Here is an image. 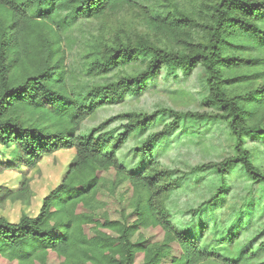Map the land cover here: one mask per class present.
Segmentation results:
<instances>
[{
	"label": "trees",
	"instance_id": "trees-1",
	"mask_svg": "<svg viewBox=\"0 0 264 264\" xmlns=\"http://www.w3.org/2000/svg\"><path fill=\"white\" fill-rule=\"evenodd\" d=\"M169 1L172 10L158 7V0H0V149L14 153L0 162V170L33 168L43 156L74 151L36 216L22 215L14 223L0 218V264H248V256L233 261L212 253L194 234L171 224L164 200L174 187L175 171L161 169L154 157L162 132L134 150L142 162L137 169L117 161L130 133L144 130L160 114L173 118L166 131L184 117L203 115L167 108L130 112L87 135L77 133L104 105L120 102L124 94L141 95L163 65L183 68L186 75L201 65L208 76L206 104L217 110L214 118L228 121L235 155L195 169H215L223 177L230 166L242 165L254 182L264 185V172L253 165L243 141L244 134L264 136V129L247 123L241 105L254 101L252 112L264 107V83L243 95L227 90L241 80L239 69L264 68V0H185L189 8L183 9L176 5L181 0ZM123 8L140 11L153 40L139 36L109 45L101 36H73L85 23ZM243 50L252 54L238 55ZM74 51L78 60L70 58ZM127 69L134 73L115 77L117 70ZM115 118L125 123L112 139L103 130ZM109 174L113 178L105 189ZM24 183L22 179L15 195L5 189L7 195L25 198L29 189ZM120 187L129 197L112 218L100 198ZM154 229L161 237L157 241L146 235ZM260 245L264 248V241Z\"/></svg>",
	"mask_w": 264,
	"mask_h": 264
},
{
	"label": "rangeland",
	"instance_id": "rangeland-1",
	"mask_svg": "<svg viewBox=\"0 0 264 264\" xmlns=\"http://www.w3.org/2000/svg\"><path fill=\"white\" fill-rule=\"evenodd\" d=\"M180 2L176 3L178 8L187 6L185 0ZM157 6L172 10L174 4L169 0H158ZM139 12L132 8L120 9L102 21L85 23L84 30L78 29L73 36L80 40L101 36L102 42L109 45L128 41L129 38L134 40L139 36L153 40L152 34L139 19ZM159 45L165 46L162 43ZM250 54V51L243 50L238 55L249 57ZM70 58L79 59L75 51ZM82 69L85 71L86 67ZM124 72L134 73V70H117L115 77L119 79ZM248 74H253L256 80L254 76L246 80ZM236 75L241 80L235 79L236 84L227 88L230 94L243 95L264 83V68H241ZM207 77L201 65H197L188 75L183 68L163 65L159 75L146 83L141 95L124 94L120 102L104 105L81 123L77 133L87 135L108 119L130 112L151 114L155 110L167 108L203 115L201 118L184 117L176 127L166 131L173 118L168 114H160L144 130L137 129L130 133L126 143L116 153L117 161L128 170L137 169L142 162L135 156L134 150L148 136L162 132L154 157L161 169L175 171L172 178L174 187L164 200L171 224L194 234L201 246L212 253L233 261L246 255L249 257L248 264H260L264 261V248L260 245L264 241V185L254 182L242 165L230 166L223 177L215 169H195L196 166L221 162L235 155V137L228 121L214 118L217 110L206 104L209 94ZM254 104V101L241 103L247 123L264 129V107L252 112ZM124 123V120L115 118L103 132L114 139L123 131ZM243 141L253 165L264 172V136L244 134ZM13 155V152L7 154L0 149V162L8 161ZM73 158V149L59 150L43 156L33 168L22 166L21 169H1L0 218L14 223L22 215L36 216L42 199L59 185ZM107 177L105 189L110 188L113 174ZM22 179L29 191L25 198L14 199L13 195L21 187ZM5 189L13 195H7ZM218 192L219 198L212 201ZM128 197L125 188L120 187L116 194H104L100 199L106 204L110 216L116 218ZM156 233L157 229H154L146 232V235L157 241L161 237H157ZM49 264L57 263L51 261ZM197 264L220 263L209 260Z\"/></svg>",
	"mask_w": 264,
	"mask_h": 264
}]
</instances>
